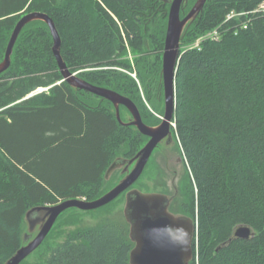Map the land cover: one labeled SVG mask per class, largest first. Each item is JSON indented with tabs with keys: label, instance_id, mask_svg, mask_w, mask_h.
Wrapping results in <instances>:
<instances>
[{
	"label": "trees",
	"instance_id": "trees-1",
	"mask_svg": "<svg viewBox=\"0 0 264 264\" xmlns=\"http://www.w3.org/2000/svg\"><path fill=\"white\" fill-rule=\"evenodd\" d=\"M262 1L206 0L181 36L171 131L184 172L169 211L196 224L189 264H264V13L253 12ZM165 6L163 13L150 0H0V62L20 13L44 12L71 72L130 98L143 122L157 124L128 71L133 63L144 94L163 107ZM214 28L218 39L185 47ZM52 47L47 24L29 22L0 73V264L24 244L30 208L97 199L123 176L106 179L110 164L134 157L147 139L117 120L110 101L63 80ZM39 87L47 91L30 95ZM242 225L253 236L236 237ZM133 247L122 215L69 232L45 263L130 264Z\"/></svg>",
	"mask_w": 264,
	"mask_h": 264
},
{
	"label": "water",
	"instance_id": "water-1",
	"mask_svg": "<svg viewBox=\"0 0 264 264\" xmlns=\"http://www.w3.org/2000/svg\"><path fill=\"white\" fill-rule=\"evenodd\" d=\"M183 0H172L164 40L162 55V80L164 93V113L158 125L151 126L143 122L136 104L128 97L105 87L94 85L71 72L60 54L61 38L52 18L41 11H32L23 15L15 24L3 60L0 62V73L11 64L14 44L23 27L34 20L45 22L53 37L52 51L60 68L63 80L71 86L98 95L110 101L121 124L134 126L148 141L131 159L116 158L105 172V178L118 168L123 167L124 177L97 199L85 201L69 198L52 205H39L30 208L26 214L29 229L38 223L40 228L32 238L25 242L16 253L3 264H19L36 250L45 240L58 216L67 209H98L125 192L123 214L129 224V237L134 242L130 251V264H189L193 258V239L196 224L190 216L173 214L169 211L170 197L163 193H143L130 188L143 173L156 146L165 138L172 141L171 126L174 117L175 71L179 57L180 40L185 26L201 11L206 0H196L191 10L180 17ZM120 106L126 108L132 120L124 122L120 118ZM130 166H133L130 169ZM234 235L239 238L253 236L248 226H239Z\"/></svg>",
	"mask_w": 264,
	"mask_h": 264
},
{
	"label": "rangeland",
	"instance_id": "rangeland-1",
	"mask_svg": "<svg viewBox=\"0 0 264 264\" xmlns=\"http://www.w3.org/2000/svg\"><path fill=\"white\" fill-rule=\"evenodd\" d=\"M26 13L27 12L20 13L19 18L17 20H19ZM202 39H203L202 36H200L197 39H195L194 42L188 44V46L186 45L185 47H197ZM132 56H133L132 54H128V58L133 62ZM132 66L133 69L131 71H128V73L137 81L139 85L140 96L142 98L144 111L147 114L153 116V118L157 120L158 123H160L164 113V101L162 107L161 103L157 102L156 97L154 95H152L151 98L148 99L146 94H144L142 86L140 85L133 63ZM74 73L77 74L78 71H74ZM46 91L47 88L39 87L35 92H32L30 95L40 92H46ZM121 112L125 122L132 120L131 114L126 108L121 109ZM158 123L155 125H158ZM172 126H174V124H172ZM172 140L173 142L170 146H166L164 142H162L156 148L152 157L150 158V160L148 161L145 167L146 168L145 171L142 173V176L138 180V183L134 185L135 189L143 193H166L169 195H171V191H173L174 189L173 185L178 186V190L180 189L179 179L181 177V174H183L184 172V167H183V163L181 165V162L180 165L178 166L175 165L176 164L175 156L177 155L181 157V153L177 148L176 145L177 143L175 142V138L173 134H172ZM146 142L147 139H145L143 145ZM132 167L133 166H131L130 169ZM122 169L123 167H120L114 171L116 174H118V176L121 174L123 175L119 180H121L125 175L124 173H122ZM158 169L161 170V172L164 174L165 177L164 181H162L161 178L162 176L160 177L159 174L157 173ZM175 169L178 170V172H175L176 174L174 175ZM119 180L118 181L115 180L116 183H118ZM79 199L85 201H91L88 200L85 196H82V198L79 197ZM124 204H125V194H123L113 204H111L106 208L87 210V211L80 210L77 208H70L65 210L56 219L53 225L54 227H52V231L50 230L51 232H49V235L46 238V240H44V242L25 259L23 264H46L45 263L46 257L49 256L52 249L56 245L62 243L66 239L69 232H72L78 228L89 227L111 218L118 219L122 215L124 216L123 214ZM39 224L40 223H38L33 229H29V223L26 222L23 239L25 238V236L29 237V239H32L39 231L40 228Z\"/></svg>",
	"mask_w": 264,
	"mask_h": 264
},
{
	"label": "flooded vegetation",
	"instance_id": "flooded-vegetation-1",
	"mask_svg": "<svg viewBox=\"0 0 264 264\" xmlns=\"http://www.w3.org/2000/svg\"><path fill=\"white\" fill-rule=\"evenodd\" d=\"M151 1V3H153V6H155V7H157V11L159 12V10H160V12H163V13H165L164 12V8L166 7L165 5H167V11H166V13H167V19H168V14H169V9H170V5H171V1L172 0H150ZM196 2V0H183L182 1V5H181V10H180V17L181 18H183L190 10H191V8L193 7V5H194V3ZM189 3H190V6H189V8H188V10L187 11H185V8H186V6H188L189 5ZM181 13L183 14V16H181ZM130 121V120H129ZM145 123V122H144ZM159 124V123H158ZM149 125V124H148ZM151 126H155V124L154 125H151ZM148 139H149V137H147V141H148ZM166 140H167V138H165V139H163L160 143H162V142H164V144L166 145V146H170L171 144H172V142H173V140L172 141H170L169 143H167L166 142ZM160 143L156 146V148L160 145ZM156 148L154 149V151L156 150ZM154 151L152 152V154H151V156H150V158L152 157V155H153V153H154ZM138 152V151H137ZM136 155V154H135ZM176 158H175V160H176V166H178V165H180V162H181V165H182V163H183V161H182V156L180 157V156H175ZM133 158V157H132ZM128 159H131V158H128ZM150 160V159H149ZM131 167V166H130ZM161 169V168H160ZM175 172H178V170H174V175L176 174ZM181 175H183V174H181ZM173 191H171V195H169V194H166V193H163V194H166L168 197H170L171 199H170V203H169V205L171 204V201L173 200V198L176 196V194L178 193V186H174L173 185ZM169 209V208H168ZM172 213V212H171Z\"/></svg>",
	"mask_w": 264,
	"mask_h": 264
},
{
	"label": "built area",
	"instance_id": "built-area-1",
	"mask_svg": "<svg viewBox=\"0 0 264 264\" xmlns=\"http://www.w3.org/2000/svg\"><path fill=\"white\" fill-rule=\"evenodd\" d=\"M256 11H260V12L264 13V0L257 5V7L255 8V10L253 12H256ZM236 15L237 14L235 12H230V14L228 16H236ZM242 26L245 27L246 24L243 23ZM202 38L218 39L219 38L218 28H214V29L208 31L207 33L202 35Z\"/></svg>",
	"mask_w": 264,
	"mask_h": 264
}]
</instances>
